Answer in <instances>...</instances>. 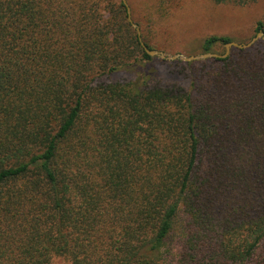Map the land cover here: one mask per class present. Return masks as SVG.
<instances>
[{"label":"trees","instance_id":"obj_1","mask_svg":"<svg viewBox=\"0 0 264 264\" xmlns=\"http://www.w3.org/2000/svg\"><path fill=\"white\" fill-rule=\"evenodd\" d=\"M156 59L123 0H0V264H264V39L105 79Z\"/></svg>","mask_w":264,"mask_h":264},{"label":"rangeland","instance_id":"obj_2","mask_svg":"<svg viewBox=\"0 0 264 264\" xmlns=\"http://www.w3.org/2000/svg\"><path fill=\"white\" fill-rule=\"evenodd\" d=\"M158 1L160 0H128V4L133 21L140 27L143 41L147 40L153 49L163 51L167 57L207 53L203 50V43L211 35H227L234 41L248 42L257 34L256 22L264 19V0H254L245 5L217 3L215 0H161L159 7ZM260 39L262 38L256 42ZM211 52L224 54L226 45L217 46L216 51ZM156 57L158 59L154 62L126 66L105 79L128 80L149 69H159L162 79L172 81L177 79L176 75L170 74L174 69L172 61L188 62L181 58ZM202 59L206 58L197 60ZM152 77L157 78L154 75ZM54 264L70 262L57 256Z\"/></svg>","mask_w":264,"mask_h":264},{"label":"water","instance_id":"obj_3","mask_svg":"<svg viewBox=\"0 0 264 264\" xmlns=\"http://www.w3.org/2000/svg\"><path fill=\"white\" fill-rule=\"evenodd\" d=\"M123 2L127 6L128 19L132 23L133 27L137 30L141 45L146 50V52L149 53L151 56H159V57H163V58H172V59L181 58V59H184L186 61H192V60H197V59H200V58H208V57L226 58V57L229 56L230 51H231V49L233 47L242 48V49L248 48V47L252 46V44L255 43L259 38L264 39V31L261 30V31H259L256 34V36H254L248 42L240 43V42L232 40V41L226 43V52L224 54H217V53L207 52V53H204V54H201V55H191L189 57H185V56H182V55H175V56H172V57H167L166 54L163 51H159V50H156V49H151L145 44V42L143 41L142 36H141L140 27L138 26L137 23H135L133 21V18H132V15H131V8H130V6L128 4V0H123Z\"/></svg>","mask_w":264,"mask_h":264}]
</instances>
